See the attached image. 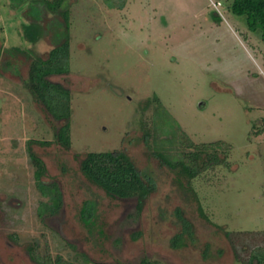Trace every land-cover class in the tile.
Wrapping results in <instances>:
<instances>
[{
	"label": "rangeland",
	"instance_id": "rangeland-1",
	"mask_svg": "<svg viewBox=\"0 0 264 264\" xmlns=\"http://www.w3.org/2000/svg\"><path fill=\"white\" fill-rule=\"evenodd\" d=\"M42 1L0 0V264H237V251L245 260L264 247V40L227 0H66L71 72L53 80L71 90L72 145H33L64 200L58 214H39L47 198L29 141H54L59 124L25 85L30 62L5 49L46 56L54 48L55 17L29 14ZM33 24L36 41L26 37ZM184 134L229 144L228 164L189 185L156 156L185 151ZM116 150L128 151L156 187L141 213L80 169L86 153ZM86 200L98 204L90 226L81 220ZM177 208L196 242L173 249ZM224 231L241 232L235 245Z\"/></svg>",
	"mask_w": 264,
	"mask_h": 264
},
{
	"label": "trees",
	"instance_id": "trees-1",
	"mask_svg": "<svg viewBox=\"0 0 264 264\" xmlns=\"http://www.w3.org/2000/svg\"><path fill=\"white\" fill-rule=\"evenodd\" d=\"M231 1L229 9L238 16H245L249 28L256 32L260 31L264 40V0H227ZM30 16L36 21L44 20L52 14L55 17L54 48L45 56L36 49L24 50L18 47L5 51L10 55H24L30 62L29 78L26 87L34 100L43 107L49 119L58 123L54 141L36 140L29 141V153L35 167V179L41 195L47 198L39 207V214L45 216L50 213L56 215L63 207V192L56 181L47 182L49 176L47 165L42 157L33 150V145L48 147L52 144H60L70 149L72 142L71 129V90L63 83L54 81L57 76L70 74V9L66 0H43L40 6H35L29 11ZM43 17V18H42ZM62 19L63 23L60 20ZM64 30L62 31V26ZM39 24L26 27V37L36 41L40 36ZM55 35L61 36L57 41ZM11 67V61L5 60L3 66ZM4 66V67H5ZM158 101V99L156 98ZM160 102V101H159ZM186 150L178 156L165 154L163 150L156 151L163 163L168 165L177 174L185 178L189 185L204 171L214 167L228 164L230 145L224 141L197 144L188 135H183ZM80 169L86 178L96 187L104 191L108 196L121 201H136L137 209L141 213L146 201L156 191L155 185L148 175L143 174L135 160L126 150L112 152H89L80 159ZM201 212L205 213L201 207ZM180 230L171 239V247L180 249L188 242H196V230L193 222L185 215L181 208L175 211ZM98 215V204L93 200H86L81 209V220L86 225H94ZM207 220L209 218L206 216ZM220 230H224L218 226ZM227 238L234 243L235 238L241 236V232L224 231ZM245 234V233H243ZM136 238L138 236H135ZM210 247L204 253L209 256ZM237 251V249H236ZM220 254L223 251L219 252ZM237 264H264V247L257 246L250 251L245 260H241L239 252H236ZM57 264L60 263V259ZM121 264V263H118ZM140 264H161L145 258Z\"/></svg>",
	"mask_w": 264,
	"mask_h": 264
}]
</instances>
